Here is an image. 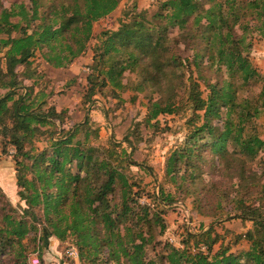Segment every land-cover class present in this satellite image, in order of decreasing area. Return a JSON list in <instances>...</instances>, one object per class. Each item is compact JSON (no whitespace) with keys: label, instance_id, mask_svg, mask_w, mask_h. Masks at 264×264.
I'll return each instance as SVG.
<instances>
[{"label":"trees","instance_id":"16d2710c","mask_svg":"<svg viewBox=\"0 0 264 264\" xmlns=\"http://www.w3.org/2000/svg\"><path fill=\"white\" fill-rule=\"evenodd\" d=\"M119 1L20 0L0 5V132L15 150L19 195L25 203L22 215L40 223L44 235L71 240L81 264H264V209L245 198L256 190L264 200V156L256 162L257 170L246 159L252 161L264 149V138L250 124L264 114V79L245 54L251 47L246 40L250 33L264 37V0H163L148 18L144 11L139 19L120 18L118 27L101 32L93 45L86 97L97 86L124 91L123 70L141 67L161 95L160 100H149L148 120L181 107L193 112L184 143L166 159L165 174L171 181H179L178 186L192 185L197 177L201 181L204 164L218 176L233 178L238 193L245 189L236 199L237 217L252 222L245 234L247 249L214 250L218 234L211 236L210 228L186 231L182 248L168 246L157 258H149L145 247L159 243L156 236L164 226L151 203L135 199L144 191L129 182L126 168L133 162L121 157L124 150L118 152L116 143L94 147L76 139L78 131L88 129L87 117L68 130L60 128L61 114L53 107L42 108L46 95L34 92L39 79L35 59L53 68L69 66L88 48L93 24L112 13ZM170 26L178 30L173 37L167 33ZM179 45L191 56L183 58ZM190 65L205 82V94ZM183 69L190 70L187 80ZM28 78L35 80L24 84ZM257 83V95H240ZM50 125L58 128L47 130ZM46 133V144L37 147L34 139ZM220 183L215 181L211 189ZM189 191L195 193L192 187ZM2 195L0 190L5 205ZM170 196L161 191L152 200L170 204ZM22 215L1 206L0 264H28L29 250L22 239L29 227ZM32 229L37 231V226Z\"/></svg>","mask_w":264,"mask_h":264},{"label":"rangeland","instance_id":"374dc122","mask_svg":"<svg viewBox=\"0 0 264 264\" xmlns=\"http://www.w3.org/2000/svg\"><path fill=\"white\" fill-rule=\"evenodd\" d=\"M13 1L20 0H0V5L8 6ZM162 2L163 0H120L118 7L112 13L93 24L94 37L88 44V48L67 67L53 68L36 58L34 65L39 79L37 78L38 84L35 85L34 92L43 90V94L46 95L44 97L46 104L42 108L53 107L61 114L60 128L68 130L74 124L84 122L87 117L88 129L85 131L88 132V136H85L83 130L85 128H82V131L76 133V139H86V142L94 147H110L112 143H116L118 152L124 150L121 157L130 158L133 162L126 168V172L130 175L129 182L135 181L144 191L135 199L138 204L151 203V211L156 210L159 213L164 226L161 233L156 236L159 243L156 246L145 247L149 258H157L158 254L165 253L164 250L168 246L182 248L186 231L200 232L211 230L210 228H212L211 236L218 234L214 250L219 246H227L232 252L240 253L248 248L249 243L245 234L252 229L250 220L237 217L240 209L237 207L236 195L244 194L245 189H241L238 193L236 186H232L235 185L233 178L218 176L217 171L208 170L204 164L200 173L202 180H198L197 177L192 185L184 182L178 186L181 184L179 181L173 182L170 176L165 174L166 159L172 151L184 143L189 131L187 121L190 117L192 118L193 112L181 107L175 113L160 114L148 120L149 100H160L161 95L154 88L155 80L151 79L141 67L133 71L123 70L122 81L126 84L124 91L115 89L116 93H112L110 85L102 88L97 86L93 93L85 96L90 88L88 76L92 72L90 65L93 45L97 42L100 33L116 29L120 18L125 21L129 18L139 19V14L143 11L148 18ZM208 6L205 5V8ZM177 32L176 26H170L167 30L170 37ZM199 40L204 43L203 36ZM246 40L250 42L251 47L245 51V54L251 65L264 79V37L253 32ZM179 49L183 58L191 56V52L184 50L183 45H179ZM3 53H0L2 60ZM202 59L204 66L207 67L206 58ZM190 66L193 78L198 80L205 94V82L200 79V73L195 67ZM181 72L187 80L190 70L183 69ZM33 79H24V84H31ZM260 88V83L251 84L239 93L242 97L249 98L257 95ZM178 93L182 95L183 89H178ZM200 122L196 120V124ZM250 124L255 127L258 135L264 138V114ZM54 128L58 127L50 125L47 130ZM58 135H61V132H57L56 136ZM47 136L46 133L40 139L39 137L34 139L35 145L43 147ZM204 151L208 156L213 155L208 148ZM14 152V148L6 144L0 132V190L3 193L1 197L7 202L5 205L0 202V209L3 206L9 212V207H12L22 215V206H25V203L19 195L13 161ZM260 156H264V149L252 161L246 156L253 170H257L256 162ZM219 180L221 183L217 188L211 189V185ZM177 182H179L178 185ZM185 187H188V192L184 191ZM191 187L195 193L189 191ZM133 188L135 191L136 185ZM161 191L173 197L170 204H157L152 200V197L158 196ZM259 193L255 190L252 196H246V203L260 204L264 209V200L259 198L263 193ZM22 216L27 220L29 227V232L22 239L29 250L28 264H81L78 252L76 256L68 252L69 247L73 245L71 240L60 241L53 236H46L40 230V223L32 222L30 216ZM33 225L37 226V231H33ZM160 226L156 228L157 232ZM33 236H36L35 239ZM200 249L204 250L205 246L201 245Z\"/></svg>","mask_w":264,"mask_h":264},{"label":"built area","instance_id":"2783aa9c","mask_svg":"<svg viewBox=\"0 0 264 264\" xmlns=\"http://www.w3.org/2000/svg\"><path fill=\"white\" fill-rule=\"evenodd\" d=\"M77 248L74 246V245H71L70 247H69V249H68V252L71 254V255H74V256H76V254H77V250H76Z\"/></svg>","mask_w":264,"mask_h":264}]
</instances>
